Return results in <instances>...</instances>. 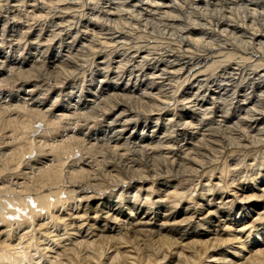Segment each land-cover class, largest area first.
<instances>
[{
    "label": "bare ground",
    "instance_id": "1",
    "mask_svg": "<svg viewBox=\"0 0 264 264\" xmlns=\"http://www.w3.org/2000/svg\"><path fill=\"white\" fill-rule=\"evenodd\" d=\"M1 1L5 17L17 19L51 9L38 17L40 29L31 26L29 47L40 53L58 26L49 64L67 58L74 66L58 87L39 93L26 80L20 96L6 97L33 113L13 118L22 129L0 140V264H225V248L233 264H264V151L247 155L264 147V0ZM19 20L1 26L21 51L18 32L29 21ZM83 50L86 62L76 59ZM10 59L24 69L20 78L30 75L20 57ZM35 93L60 100L35 104ZM101 99L111 100L107 109ZM242 176L252 177L248 192ZM131 200L155 202L163 215L136 213Z\"/></svg>",
    "mask_w": 264,
    "mask_h": 264
},
{
    "label": "rangeland",
    "instance_id": "2",
    "mask_svg": "<svg viewBox=\"0 0 264 264\" xmlns=\"http://www.w3.org/2000/svg\"><path fill=\"white\" fill-rule=\"evenodd\" d=\"M77 1H80V0H77ZM94 1H99V0H93V3H95V4H97L96 2H94ZM39 5V2L37 3L36 2V4H35V6H38ZM1 5H7V6H9L8 5V2H7V0H3V3H2V1H1ZM25 10H27L26 8H24ZM87 11V10H86ZM3 12V13H2ZM43 12H44V14H43ZM42 12V14H41V17L40 16H37V17H35V19H33V20H31V19H22V18H20V16L19 15H21L20 13L19 14H17L16 13V16H19V19H21V20H28L29 21V25H28V27H26L25 29H22V31H20V33L18 32V35H21V36H18V37H20V38H18V40H19V45L18 46H20L21 48H22V45H26V49L24 50V49H22L21 51H18V48H14L13 47V44H14V42L16 41V33L15 34H13V33H10V35H9V39H6L7 38V29L5 28L6 26H1V24L2 25H5L6 23H7V21L9 20V22H17V21H20L19 19H17V18H14V16H9L10 18H12V19H10L8 16H6L5 17V11H4V9H0V30H1V32H0V45H2L3 47H4V49H0V65H4L3 67L2 66H0V72H1V74H0V79H6L5 81H7V82H5L3 79L2 80H0L1 82H0V92L2 93H0V98H1V100H0V103L3 101V99H4V101L6 100L7 101V103H10V100L9 99H6V97L8 96V98L11 96V98H15L16 96H15V94H18L19 96H20V94L19 93H16L17 91L19 92L20 91V85L22 84V81H25L26 82V80H27V82H30V83H35L33 86H35V90H38L39 91V93H44V92H46V91H49L51 88H53L52 87V84L51 83H53V85L55 84V87L58 85H61V83L63 82L62 80L63 79H65V77L64 76H67V74H71V72H72V70H73V68H72V66H74L73 65V63H70V60H68L67 58H64V59H60V60H58L57 62H56V64H55V66L54 67H52V64H49V61H52V58H54L55 59V57L57 56L56 54L54 55L53 54V52H54V49L55 48H58L59 46L58 45H56V47H54L53 45H52V43L50 42L51 40H54V39H58L57 37L59 36L57 33V30L59 29V27L58 26H55V27H51L52 28V30H51V28H50V33L48 34L49 35V39L47 40L48 42H46V44L44 45V48H43V50L39 53V52H37L36 50H32L30 47H29V42H34V41H36V39H37V36H33V34H31V26H32V28L33 27H36L37 29H40V27L38 26L39 24H40V22H42V21H44V19H40V21H39V19H38V17L39 18H45V17H47L48 15H49V13L51 12V9H45L44 11ZM71 12V11H70ZM46 14V15H45ZM72 14H74V11H72L71 12V15ZM6 18V19H5ZM7 18H8V20H7ZM14 19H16V20H14ZM38 19V20H37ZM4 20V21H3ZM37 20V21H36ZM2 21V22H1ZM8 22V23H9ZM34 22V23H33ZM39 22V23H38ZM36 24V25H35ZM66 25H68V24H66ZM48 26H52L51 24H49ZM2 27V28H1ZM30 27V28H29ZM39 27V28H38ZM57 28V29H56ZM7 31H6V30ZM46 29H47V27L44 29V28H42L41 29V32L42 31H44V33H46L47 34V32H46ZM5 30V31H4ZM4 31V32H3ZM25 31H27V32H25ZM22 32H23V34H22ZM4 33H6V34H4ZM52 33H54L53 35H51ZM12 35V36H11ZM14 35V36H13ZM25 35H27V36H25ZM32 35V36H31ZM53 36V38L51 37V36ZM57 35V36H56ZM10 36H11V38H10ZM28 37V38H27ZM2 38V39H1ZM52 38V39H51ZM13 41H12V40ZM32 39V40H31ZM1 40H4L5 41V43H2L1 44ZM26 40V41H25ZM7 41H12L13 42V44H10V45H7ZM22 43H21V42ZM27 41H29V42H27ZM26 43V44H25ZM8 46H10V47H8ZM48 46V47H47ZM7 48V49H6ZM11 48V49H10ZM48 48V50H47V54L46 55H44V51L46 50ZM15 50V51H14ZM10 51H11V53H10ZM15 52V53H14ZM29 52H32V53H29ZM50 52H51V54H50ZM85 52V53H84ZM36 53V54H35ZM82 53V55H80ZM79 55H77L76 56V59L78 60H80V61H82V60H85V62H86V59H87V61L89 60V59H91L92 58V56H91V53L90 52H87V51H84L83 50V52H81ZM84 53V54H83ZM13 54V55H12ZM22 54V55H21ZM41 54V55H40ZM49 54H50V56H49ZM3 55V56H2ZM17 55V56H16ZM24 55H26V56H24ZM44 55V56H43ZM48 55V56H47ZM41 56V57H40ZM48 58H47V57ZM4 57H6V58H4ZM9 57V58H8ZM10 57H12V59H14V58H16V57H20V59H21V61L24 63L23 65H20V66H22V67H25V66H27V65H29L28 67H27V69H29V71H31V73H30V75H26V76H23V77H19L17 74H18V72L22 69V70H24L23 68H20L19 67V65H18V63L17 62H13L14 60H11L10 59ZM33 57H35V58H33ZM39 57V58H38ZM44 57V58H43ZM46 57V58H45ZM110 56H107V58H109ZM37 58H38V60H37ZM49 58H51V59H49ZM68 58H72V56H68ZM6 61H5V60ZM24 59V60H23ZM35 60L34 62L33 61H31V60ZM41 59V60H40ZM43 59H44V61H43ZM48 59H49V61H48ZM8 60V61H7ZM56 60V59H55ZM78 60V61H79ZM20 61V60H19ZM20 61V62H21ZM26 61V62H25ZM37 61V62H36ZM66 61H68V62H66ZM36 62V63H35ZM62 62H66L65 63V65H64V63H62ZM72 62V61H71ZM13 63H15L14 65H13ZM61 63V64H60ZM30 64H31V66L32 67H30ZM35 64H37V65H35ZM59 64V65H58ZM63 64V65H62ZM70 64V65H69ZM7 65V66H6ZM16 65H18V67H16ZM58 65V66H57ZM44 66V67H43ZM59 66H61V67H59ZM64 66V72L61 74V76L60 75H57V74H55V72L56 73H58V68H60V69H63L62 67ZM68 66V67H67ZM11 67V68H10ZM30 67V68H29ZM35 67V68H34ZM39 67V68H38ZM43 67V68H42ZM48 67V68H47ZM71 67V68H70ZM14 68V69H13ZM15 68H17V69H15ZM45 68V69H44ZM51 68V69H50ZM35 69H39V70H44L43 71V73L45 74V77L44 76H41V74H37V75H35V73H32V71H34ZM47 69H48V71H47ZM52 69H53V71H52ZM56 69H57V71H56ZM6 70V71H5ZM16 70H18V72L16 71ZM69 70H71V71H69ZM106 70L109 72V68H106ZM10 71V73H8ZM47 71V72H46ZM52 71V72H51ZM55 71V72H54ZM60 71V70H59ZM12 72V73H11ZM67 72V74H64V73H66ZM108 72H106V74L105 75H108ZM14 73V74H13ZM17 73V74H16ZM8 74V75H7ZM17 76H16V75ZM13 75V76H12ZM64 75V76H63ZM10 76V77H9ZM57 76V77H56ZM70 76V75H69ZM68 76V77H69ZM11 77H13V78H11ZM16 77V78H15ZM18 77V78H17ZM25 77H27V78H25ZM56 77V78H55ZM9 78V79H8ZM63 78V79H62ZM67 78V77H66ZM79 77H76V78H73L72 79V83H73V85L72 86H74V87H77V86H79L80 85V78L78 79ZM19 79V80H18ZM21 79V80H20ZM31 79V80H30ZM46 79V80H45ZM49 79V80H48ZM59 79H62V80H59ZM99 81H100V79H101V77H99V78H97ZM16 80V81H15ZM52 80V81H51ZM110 79H107V81H106V83L105 84H107V82L109 81ZM2 81H3V83H2ZM56 81H58L57 83H56ZM60 81H61V83H60ZM75 81V82H74ZM42 82V83H41ZM79 84H78V83ZM60 83V84H59ZM5 84V85H4ZM57 84V85H56ZM38 85V86H37ZM119 85H122V82H120V84ZM2 86V87H1ZM46 86V87H45ZM57 86V87H58ZM39 87V88H38ZM43 88H44V90H43ZM93 88L95 89V91L93 90V92L95 93L96 92V90H98V91H101L102 89H101V85H100V82H98L97 80L93 83ZM90 89V88H89ZM145 89H147V88H145ZM32 90H34V88L32 87ZM98 91L96 92V94L98 93ZM11 92V93H10ZM87 93V90H84L83 91V93L81 92V93H77V97L78 96H80V97H82V99H79L78 100V98H77V102L79 101V102H82V101H84L87 97L85 96V94ZM12 94V95H11ZM14 94V95H13ZM61 95H59L61 98L63 97V96H65V95H68V93H60ZM144 93H142L141 95H143ZM10 95V96H9ZM53 95V93H50V94H48V96H46L47 97V99H45V96L44 95H42L41 96V94L39 95V94H37V93H35V104L38 102H40L41 100H43V99H45V101H44V103L46 104L47 102H48V104L49 105H51V103L52 102H55V101H59L60 100V98L59 99H57V98H55L56 97V95H54V98L52 99L51 98V96ZM109 98H111L110 96H108ZM138 97V96H137ZM31 97H28V99H30ZM81 100V101H80ZM6 101L5 102H3V105L5 104V109H4V107H2V109L0 108V128H2V129H0V140L3 138V134L5 133V132H7L9 135H11V132H12V134H13V132H15L16 130L15 129H17V131H20L21 129H22V127H21V125L20 126H18V128H16V122L14 121V119H16V121L18 120V122L19 121H21L23 118H25L26 117V115L25 114H32L33 112H29L28 111V109H25V108H27V105L25 104V103H21V104H18V103H12V107L11 106H8V105H6ZM62 101H64V102H67L65 99H62ZM108 101H111V100H109V99H101L99 102H97V104H98V107L99 106H101L102 108H105V109H107L108 108V106H110L109 104H108ZM103 102V103H102ZM152 101H150V103H151ZM43 103V104H44ZM22 104H24V105H22ZM34 104V102L32 103V105ZM59 104L60 103H58V104H56L55 105V109L59 106ZM17 105V106H16ZM19 105V106H18ZM21 105V106H20ZM40 105H42V103L40 104ZM40 105H38V106H40ZM151 105L152 106H154L155 105V102L153 103H151ZM23 106V107H22ZM26 106V107H25ZM106 106H107V108H106ZM11 107V108H10ZM16 107H18V109L16 108ZM163 107V106H162ZM23 108V109H22ZM155 108V107H154ZM164 108V107H163ZM3 109H4V111H3ZM22 110V111H21ZM28 111V112H27ZM7 112V113H6ZM21 112H23V114H21ZM5 113V114H4ZM93 114H99V112H97V111H93L92 112ZM21 114V115H20ZM4 115V116H3ZM2 116V117H1ZM6 116V117H5ZM21 116V117H20ZM210 116V115H209ZM9 117V118H8ZM5 118V119H4ZM7 118H8V122H7ZM14 118V119H13ZM18 118H20L21 120H19ZM203 118H204V116H203ZM2 119V120H1ZM3 119L5 120V121H3ZM11 119V120H10ZM11 121V122H10ZM5 122H7V124H5ZM22 122H23V120H22ZM22 122H20L19 124H21ZM12 124V125H11ZM6 125V126H5ZM9 125V126H8ZM2 126H4V128L2 127ZM11 126V127H10ZM12 126H13V128H12ZM6 128V129H5ZM5 130V131H4ZM259 149H261V150H263L264 151V147H262L261 145H257L256 146V149H252V148H250V149H248V150H251V152H249V153H247V155H250V156H252L253 154L256 156V155H259V157H261V154L260 153H262L261 152V150H259ZM257 152H259V154H257ZM258 157V156H257ZM246 160V157L244 158V161ZM264 160V159H263ZM219 162H221V161H219ZM242 167H246L245 165L244 166H240V168H242ZM242 170H243V168H242ZM241 170V171H242ZM246 172H248V171H246ZM244 174H245V172H244ZM252 174H254L253 172H252ZM254 177V176H253ZM261 177V179L263 178V176L261 175L260 176ZM250 178H252V177H250ZM249 177H245V179H244V177L242 176V183H241V181H240V183L241 184H239V186H241L242 187V184H243V182L246 180L247 182H248V180L250 179ZM250 184H253V182L252 181H250L249 182ZM249 184V185H250ZM236 185V184H235ZM249 185L247 184V183H244L243 184V186L244 187H242V190H244L245 192H248V191H250L251 190V188H249L248 189V187H249ZM237 186V185H236ZM236 186H234V188L233 189H236L237 187ZM217 191L215 190L214 191V193H216ZM194 193V191L191 193V194H193ZM197 193H198V191H197ZM97 199V198H96ZM117 198H116V200H115V202H117ZM121 200H122V202H121ZM119 201V200H118ZM121 202V203H120ZM131 203L133 204V207H135V209H138V208H140V209H142V210H136V213H142V211H146V214L145 215H151L150 213H152V217L154 218L155 216H156V214H159V213H162V215H163V211L161 210H158V205L155 203V202H148V201H146L145 200V203L143 204L142 202H135L134 200H131ZM137 203V204H136ZM147 203V204H146ZM117 204H119V205H117V207L119 206V208L121 209V210H126V208H128V206H129V204H127V199L126 198H121L120 199V201L119 202H117ZM121 204V205H120ZM148 204H149V207H148ZM135 205V206H134ZM163 205H165V204H163ZM171 205L172 204H169V208L171 209V211L172 212H174V211H178L179 210V207L180 206H178V210L177 209H175L174 210V208H175V206L173 207H171ZM142 208H141V207ZM147 206V207H146ZM150 208V209H149ZM230 212H231V210L230 209H228ZM148 211V212H147ZM159 211V212H158ZM61 212H63V211H61ZM251 213V214H253V210H249V212H248V210L247 209H245V210H243V211H241V213ZM127 213H128V211H127ZM264 219H262V222H261V224L259 225V227H258V230H262L263 231V234H264V221H263ZM238 225H240V224H235L234 223V227H237ZM206 229L204 228V229H202L201 228V232L203 233L204 231H205ZM263 236V238H264V235H262ZM80 238V237H79ZM79 238H76V239H79ZM68 240H70V242L68 241ZM68 240L67 241H65L67 244H71L72 242V244H74V240H73V238H68ZM85 240V242L87 241L86 239H83V241ZM80 241H82V238L80 239ZM79 241V242H80ZM184 243H186L188 240L185 238L184 240ZM155 243H152V245L150 246L151 248H149V251L150 252H152V250H154L152 253H154L156 250V252L155 253H159L160 252V254H159V256H161L163 253H164V250L162 251V249H161V247L158 245V244H155ZM152 246H154V247H152ZM144 247V246H143ZM154 248V249H153ZM161 249V251H160V249ZM227 249V250H226ZM225 251H226V254H227V256H228V258H227V260H226V263L225 264H233L232 262H231V258H229V256L231 255V253H232V248H225L224 249ZM147 251V250H146ZM34 252L35 251H32L31 252V254H33V257H34ZM172 251L170 250V252L169 253H171ZM176 253V252H175ZM174 252H172V254H171V256H173L174 257V255H175V257H177V260H178V258L180 257L179 255H177V254H175ZM115 253H113L112 251H110V252H108V255L109 256H115L114 255ZM213 253H211V255H212ZM19 255V254H18ZM17 255V256H18ZM37 255V256H36ZM51 255V256H50ZM49 256V258H48V260H47V262L51 259V261L53 262L54 260H53V256L55 257V254H49L48 255ZM35 257H36V259H37V257L39 258V257H41L40 256V254H38V253H35ZM170 257V256H169ZM182 257V256H181ZM35 259V258H34ZM35 259V260H36ZM176 259V258H175ZM229 259V260H228ZM20 261V262H19ZM45 261V263H46V260H44ZM10 262H12V263H9V264H29V263H27V261H24V262H22L21 260H18V261H16L15 263H14V261H10ZM208 263H216V264H219L216 260H214L213 258H211V259H209L208 261H207ZM32 264H35V263H32ZM164 264H167V261L164 263Z\"/></svg>",
    "mask_w": 264,
    "mask_h": 264
}]
</instances>
